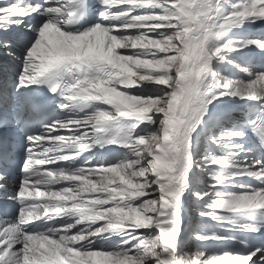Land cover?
<instances>
[{
    "label": "snow or ice",
    "instance_id": "1",
    "mask_svg": "<svg viewBox=\"0 0 264 264\" xmlns=\"http://www.w3.org/2000/svg\"><path fill=\"white\" fill-rule=\"evenodd\" d=\"M0 264H264V0H0Z\"/></svg>",
    "mask_w": 264,
    "mask_h": 264
}]
</instances>
